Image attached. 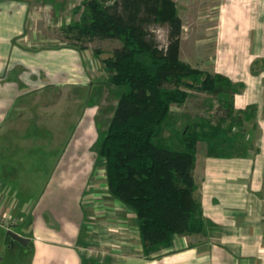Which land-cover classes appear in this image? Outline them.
<instances>
[{
    "label": "crops",
    "instance_id": "1",
    "mask_svg": "<svg viewBox=\"0 0 264 264\" xmlns=\"http://www.w3.org/2000/svg\"><path fill=\"white\" fill-rule=\"evenodd\" d=\"M52 3L0 0V132L5 126L9 131L35 129L47 120L44 109L49 105L56 112L61 107L60 117H72L76 126L65 144L59 146L49 180L50 199L44 202H23L24 187L20 183L24 178L17 176L5 159L0 160V209L16 221L10 229L0 226V231L13 230L31 240L28 264H264V62H257L263 72L256 78H236L240 74L234 71L244 72L249 67L245 65L250 62L246 53H242L241 60L245 61H240L243 66L239 69L238 62L231 59L226 68L220 64L219 71L213 73L244 85L235 95V111L255 107L258 125L246 128L245 135L250 140L256 135L259 142L244 158L208 157L204 151L203 158L197 155L194 196L214 227L205 235L175 236L171 248L146 257L134 212L108 192H90L96 154L90 141L99 124L98 103L90 106V99L100 86L91 80L90 68L95 64L105 68L104 58L98 62L88 50L64 47L43 35L42 13H48ZM263 18L258 21L257 35H251L252 43L257 40L259 59L264 58ZM44 23L47 28L59 26L49 14ZM243 29L247 30L241 32V38L251 39L249 27ZM250 68L248 71L255 70ZM253 117L250 126L252 122L255 125ZM70 187H75L73 192H67ZM104 197L105 209L99 204ZM116 227L123 228L124 238L121 233L118 238L112 237ZM212 229L218 231L215 240L211 238ZM0 241L1 254L9 247V240L0 232ZM7 249L12 251L8 264H23L17 252L22 255L24 249L18 245Z\"/></svg>",
    "mask_w": 264,
    "mask_h": 264
},
{
    "label": "trees",
    "instance_id": "2",
    "mask_svg": "<svg viewBox=\"0 0 264 264\" xmlns=\"http://www.w3.org/2000/svg\"><path fill=\"white\" fill-rule=\"evenodd\" d=\"M82 7L80 21L63 26L65 32L120 43L102 60L120 95L97 154L109 195L134 212L143 253L151 257L171 248L175 236L205 235L214 227L194 196L196 158L201 148L208 157H246L242 138L252 116L244 115L252 107L213 125L189 123L176 146L160 141L173 105L185 104L190 91L217 97L233 114L230 97L244 85L181 60L183 22L174 0H85ZM159 25L168 28L166 45L150 30Z\"/></svg>",
    "mask_w": 264,
    "mask_h": 264
},
{
    "label": "rangeland",
    "instance_id": "3",
    "mask_svg": "<svg viewBox=\"0 0 264 264\" xmlns=\"http://www.w3.org/2000/svg\"><path fill=\"white\" fill-rule=\"evenodd\" d=\"M84 1L85 0H33V2H53L51 9L49 7L46 10L48 13H42L44 19L40 22V28L43 30L44 36L58 40L57 44H62L64 47L67 46L75 49L79 48V50H88L89 56L92 59H97L99 62L103 58L110 57L113 50L117 48L120 43L118 41L90 42L89 40L78 39L76 35L69 32L67 33L62 29L63 26L72 25L80 21L84 12V8L82 7ZM174 1L177 4L179 16L183 22L180 51V57L183 62L189 64L193 68L213 74L218 70L220 64L222 68H226V65L230 64L231 59L232 62H238V67L236 68L239 69L240 66H243L240 61H245V59L241 60L244 56L242 53H246L250 62L245 65L249 67H246L247 70L244 72L236 73V71H234L235 74H240L239 77H236L237 80L244 79L247 76H250L249 78H256L263 72L261 71L262 68H260L261 65L259 66L257 62H260V60L264 62V58L261 57L262 59H259L256 56L258 50L256 45L257 40L253 39V41L256 42L252 43L251 35H257L258 21L261 19V16L264 17V0ZM56 4H59V6H56ZM47 14L52 16L55 23H59L58 27L47 28L45 26L44 20L46 22ZM244 26H247V28L249 27L251 39L241 38V32L244 30ZM150 30L162 45L169 43V31L167 26H153ZM246 30L247 29H245L244 32H246ZM248 51L250 54L247 53ZM254 56L255 58L253 59ZM238 58H240V60H238ZM219 59L222 60L220 61ZM249 68L255 70L248 71ZM90 71L91 80H96V84L100 86L93 91V98L90 99V106H95V102L98 103L96 112L99 124L97 134L93 135L90 141V143H93L92 150L96 154L94 157L95 164L94 168H92L93 171L89 188L90 192H94V194H101L102 192H106L107 194L108 190L106 189L107 184L104 161L98 157L97 152L99 141L102 140V137L108 129L110 120L118 103L120 91L108 84L110 75L108 78V72L104 67L102 68L100 64L91 66ZM229 73H231V70H229ZM231 74L235 76L234 73ZM234 98L235 96L230 97L229 100L230 102L233 101V105ZM43 102L47 104V99H45L44 95ZM38 105L41 106L39 100ZM47 107L48 108L44 109V112H48L47 120H43L40 125L35 127V129L40 127L39 129L37 128L35 130L33 127V129L21 128L20 130L16 129L15 131H9L6 128L7 126H5L3 127L4 130L1 129L0 132V160L3 161V159H5L10 165V169L13 170L14 173L16 171L17 176L24 178V183H20V186L24 187L21 198L23 202L27 203L30 201L33 204H37L42 200L44 202V200L50 199L49 191L51 188L49 180L54 170V164L60 153L59 146L65 144L70 138L74 127H76L75 121L71 119L72 117H70L69 120H66L65 116L64 118L60 117L61 115L59 112L62 111L61 107L57 112L54 111L50 105ZM256 112L257 110L252 106V110L246 112L244 115L249 118L254 114L253 118H255V125H253L252 122L250 126L248 124L249 122L246 121L247 123H245L244 127L247 128V130L248 127L253 128L255 126L254 128H256V125H258ZM233 116L234 118L235 116H239L235 112V107L233 114H230L229 110L225 108L223 103H220L217 97L211 94L190 91V97L185 104L181 106L173 105L170 119L164 127L160 141H168L170 145L176 146L178 145V134L182 132L189 123L193 124L200 121L201 123L206 122V124L212 122L213 125L218 123L220 118L229 119V117ZM245 117L241 116L240 118L244 120ZM226 124H230L229 121ZM101 130L104 132L103 134ZM246 132L245 130V133ZM255 136L251 140L249 139L250 137L246 138V135L242 138L248 145V151L251 146L259 143ZM54 147H58V149L55 150ZM252 148L255 147L253 146ZM203 150L204 149L201 148L198 153V158L204 157L201 154ZM14 185L16 187L19 186L18 184ZM74 186L77 187V185ZM75 187H70L67 192H73ZM105 199L104 197L99 200L102 201L100 203L97 200V202H95L103 205L106 203L104 201ZM103 206V209H105L107 205ZM64 208L65 207H63V210ZM27 224L29 223L27 222ZM56 225L59 227L60 224L57 223ZM116 229L115 233H117V235L115 236V233H113L112 237L118 238V233H121L122 238H124V231H121L123 228L119 229L116 227ZM0 232L6 236V230H1ZM0 242L1 244L3 243L2 241ZM7 248L9 247L6 246L5 249H3L2 246L3 250L0 254V264H8V254H11L12 251ZM29 250V248H24L22 255L19 251L17 252V257H21L23 264L24 260L27 263ZM3 258L5 259L4 262H2Z\"/></svg>",
    "mask_w": 264,
    "mask_h": 264
},
{
    "label": "water",
    "instance_id": "4",
    "mask_svg": "<svg viewBox=\"0 0 264 264\" xmlns=\"http://www.w3.org/2000/svg\"><path fill=\"white\" fill-rule=\"evenodd\" d=\"M7 239L9 240V247L20 246L22 249L28 248L31 240L29 238H25L13 230H8L6 233Z\"/></svg>",
    "mask_w": 264,
    "mask_h": 264
},
{
    "label": "built area",
    "instance_id": "5",
    "mask_svg": "<svg viewBox=\"0 0 264 264\" xmlns=\"http://www.w3.org/2000/svg\"><path fill=\"white\" fill-rule=\"evenodd\" d=\"M14 224H16V221H13L9 216H7V214H3L0 209V226L10 229V227ZM211 235V238L215 240L218 237V231L216 229H212Z\"/></svg>",
    "mask_w": 264,
    "mask_h": 264
}]
</instances>
